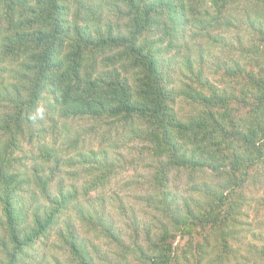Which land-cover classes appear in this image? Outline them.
<instances>
[{"label":"trees","instance_id":"16d2710c","mask_svg":"<svg viewBox=\"0 0 264 264\" xmlns=\"http://www.w3.org/2000/svg\"><path fill=\"white\" fill-rule=\"evenodd\" d=\"M193 2L0 0V264H102L73 210L86 229L98 233L100 223L114 236L109 264H264L262 231L244 243L239 220L252 202L264 213V0H243L232 16L233 54L187 58L190 74L176 88L163 46L176 48L190 14L208 4ZM210 2L219 22L237 0ZM210 38L215 46L224 37ZM99 129L96 170L78 171L61 148ZM136 140L165 156L155 197L172 195L174 168L224 180L198 183L209 208L192 196L169 220L148 221L122 207L123 233L78 203L104 166L115 170L109 148Z\"/></svg>","mask_w":264,"mask_h":264},{"label":"rangeland","instance_id":"374dc122","mask_svg":"<svg viewBox=\"0 0 264 264\" xmlns=\"http://www.w3.org/2000/svg\"><path fill=\"white\" fill-rule=\"evenodd\" d=\"M242 2L243 0H237L236 3H231L235 12L226 11V14L223 12L224 17L218 22V20L213 21L210 19V13L214 7L211 5L210 0H208L206 6L199 7V12L190 14L192 18L190 26L192 28H189L180 37V44L176 48L169 49L168 44L164 43L165 53L167 56L172 57L171 65L175 69L174 77L176 82H173L174 87L182 86V82L190 74L187 58L193 62L201 59L203 62L208 63L210 60H216L218 55L224 58L227 57L228 59L233 54L229 45L232 46L231 41L236 42L234 38L239 33L237 31L239 27L234 25L236 22H234L233 15L241 14ZM189 3L194 4L193 0H187L186 4ZM210 35H219L224 38H222L223 40L220 45L213 46L215 42L210 38ZM177 106H181L180 109L184 113L189 109L188 105L184 102ZM105 130L107 129H99L94 133L89 132L80 141L74 143L72 147L63 146L61 148L66 153V158L69 159L70 157L69 160L72 159V161L78 163L76 166L78 171L84 170L85 173H88L87 168H91L92 171L96 170L99 155L97 157L92 151L99 150L100 138ZM116 139L110 140L107 146ZM122 141L118 139L120 145ZM133 145H123L116 148L111 146V149L109 148L110 155H116V160L113 164L115 170H107L106 166H104L102 173H98V176H93V182L89 183L88 187L90 191L87 193L81 191L77 197L78 203L83 207L96 209L97 215L102 216L105 220L111 219L122 229L123 233L127 232L124 220L127 218L121 212L122 207H125L127 210L131 207V211L133 210L148 221H155L154 216L169 220V209L175 210V208H180L181 210L187 204L185 201L189 200L192 196L194 199L202 201L204 207L208 206L209 203H207L206 199H203L204 194L199 190L198 183L202 185L204 180L210 181L213 186H216L224 181L220 180L216 182L217 178L212 173L208 176V174L204 175L200 171L190 172V170L184 167L181 169L174 168L168 171L169 182L167 188L171 191L172 195L168 196L167 199L155 197L153 195L157 187L153 184L154 180L152 176L154 170L160 167V160L165 158V156L155 153L153 148L144 146L145 144L138 140ZM105 171L107 172V177L104 176ZM75 183H77L76 180ZM212 185L210 186L212 187ZM219 190H223L226 195L227 191L223 187L219 186ZM206 208H209V206ZM70 212L76 221L81 235L85 236L87 244L91 249L97 251L99 262L102 264L111 263L109 261L110 257H114L115 253L119 252V250L117 245L113 243L112 237L114 236L111 235L110 231L108 232L107 226L96 223L98 225L96 228L99 231L95 233L93 225L89 229H86L83 222L84 214L81 215L74 210ZM263 214V209H257L253 202L248 206L246 212L243 211L239 214V220L242 221L241 225L246 229L245 236L244 233L241 235V240L244 243L250 241L257 242L253 233L258 234L260 230L264 235V227L260 225V219H262L261 216ZM101 220L103 221L102 218ZM107 220L106 225H108ZM102 232L106 234L110 233V235L105 238Z\"/></svg>","mask_w":264,"mask_h":264}]
</instances>
